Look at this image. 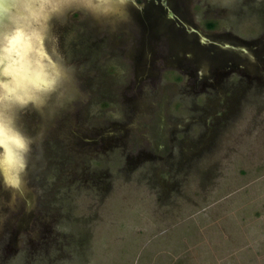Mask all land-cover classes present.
<instances>
[{"label": "rangeland", "instance_id": "obj_1", "mask_svg": "<svg viewBox=\"0 0 264 264\" xmlns=\"http://www.w3.org/2000/svg\"><path fill=\"white\" fill-rule=\"evenodd\" d=\"M165 3L51 21L76 86L20 113L0 264H264V0Z\"/></svg>", "mask_w": 264, "mask_h": 264}, {"label": "clouds", "instance_id": "obj_2", "mask_svg": "<svg viewBox=\"0 0 264 264\" xmlns=\"http://www.w3.org/2000/svg\"><path fill=\"white\" fill-rule=\"evenodd\" d=\"M128 0H18L14 27L0 30V185L22 198L27 187L28 166L35 139L19 126L20 113L29 105L35 110L53 93L71 92L76 86L72 66L58 64L48 73L46 43L56 53L52 20L61 21L72 12L118 26L127 19ZM57 59L60 60L57 56ZM16 172L5 175L7 162Z\"/></svg>", "mask_w": 264, "mask_h": 264}, {"label": "water", "instance_id": "obj_3", "mask_svg": "<svg viewBox=\"0 0 264 264\" xmlns=\"http://www.w3.org/2000/svg\"><path fill=\"white\" fill-rule=\"evenodd\" d=\"M17 3L18 0H14L12 2L11 8L13 11H9V7L11 4V0H0V30H6V31H10L15 24V18H16V11H17ZM164 4L165 0H164ZM8 13V14H7ZM172 14V13H170ZM4 18L6 19L4 22ZM50 72V71H48ZM15 168L14 166L10 167V170L8 171L7 168L5 167V175L9 178L12 179L15 176Z\"/></svg>", "mask_w": 264, "mask_h": 264}, {"label": "bare ground", "instance_id": "obj_4", "mask_svg": "<svg viewBox=\"0 0 264 264\" xmlns=\"http://www.w3.org/2000/svg\"><path fill=\"white\" fill-rule=\"evenodd\" d=\"M14 0H11V4H10V7H9V10H8V13H9V11H13L12 10V8H11V5H12V2H13ZM7 13V14H8ZM6 19L4 18V20H3V22L5 21ZM11 166H13V164H12V162L9 160L8 162H7V166H6V168H7V170L9 171L10 170V167Z\"/></svg>", "mask_w": 264, "mask_h": 264}, {"label": "flooded vegetation", "instance_id": "obj_5", "mask_svg": "<svg viewBox=\"0 0 264 264\" xmlns=\"http://www.w3.org/2000/svg\"><path fill=\"white\" fill-rule=\"evenodd\" d=\"M221 68V66L218 67V69Z\"/></svg>", "mask_w": 264, "mask_h": 264}]
</instances>
